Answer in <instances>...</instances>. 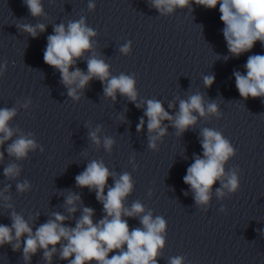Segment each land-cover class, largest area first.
I'll list each match as a JSON object with an SVG mask.
<instances>
[{"label":"water","instance_id":"obj_1","mask_svg":"<svg viewBox=\"0 0 264 264\" xmlns=\"http://www.w3.org/2000/svg\"><path fill=\"white\" fill-rule=\"evenodd\" d=\"M93 2L95 11L89 12V0H42L45 15L32 17L23 0H0V65L7 61V70L0 77V108L17 109L10 122L13 129H19L13 140L32 133L30 138L44 149L37 148L23 160L5 151L0 162V190L11 185L5 195L11 197L7 203L13 207L8 209L0 199V224L11 225V211L28 220L34 231L54 212L69 216L64 207L69 192L80 195L84 207L94 209V221L103 218V205L95 192L78 188L75 182L89 162L102 160L117 178L124 172L131 174L134 189L125 207L140 201L145 212L151 210L153 216L167 221L166 246L158 264H168L169 258L176 256H183L185 264H264V101L242 99L233 76L234 70L246 74L248 56L264 55V46L257 41L250 52L231 56L223 37L219 4L206 9L193 3L191 11L176 9L163 16L150 7L149 0ZM81 16L97 35L92 38V52L85 53L76 67L86 72V59L95 53L110 65L111 75L134 76L136 103L142 107L119 93L115 101L106 98L104 85L97 79L78 93V102L73 101L59 71L44 62L53 26ZM37 23L45 24L46 30L36 38L17 27ZM128 41L132 42L131 52L125 55L119 49ZM225 56L229 58L225 60ZM205 75L215 78L210 88L204 87ZM197 92L206 101L216 100L221 118H201L183 135H177L165 121L168 133L162 142L157 141L158 151L149 149L146 117L143 131H136L144 116V102L160 100L174 114L178 98ZM29 100L31 104L24 108ZM169 103L175 108L168 109ZM97 125L102 126L101 141L104 136L115 140L111 152L102 142L96 146L90 141L88 133ZM205 127L221 131L236 149L226 171L240 169V189L218 198L217 182L209 204L201 207L183 177L194 155L202 156L200 133ZM13 163L20 166V175L7 179L3 169ZM24 180L31 183L32 190L19 193L16 184ZM108 185H113L111 177ZM221 207L227 211L221 212ZM81 210L69 216L67 226H75ZM124 219L130 228L141 227L138 217ZM0 264H25L22 250L14 252L7 244L0 247ZM31 264H46L42 250L32 257ZM52 264L68 262L54 255Z\"/></svg>","mask_w":264,"mask_h":264},{"label":"clouds","instance_id":"obj_2","mask_svg":"<svg viewBox=\"0 0 264 264\" xmlns=\"http://www.w3.org/2000/svg\"><path fill=\"white\" fill-rule=\"evenodd\" d=\"M23 3L32 17L45 15L42 0H23ZM193 3L206 9H215L219 4L220 20L224 24L223 37L231 56L238 58L250 52L257 41L264 46V0H149L150 7L163 16L173 14L176 9L187 8L191 11ZM95 8L93 0H89L88 11L94 12ZM17 27L33 38L46 30L43 23L20 24ZM96 35L97 32L87 25L84 16L79 20L69 21L66 25H54L53 34L47 36L44 62L59 71L67 95L73 101L78 102L81 99L78 93L82 92L91 80L97 79L104 85L103 93L106 98L115 101L119 93L137 108L142 107V104L136 103L138 92L134 76L123 73L118 76L111 75L110 65L95 53L86 59V72L76 67L79 60L85 59V53L92 52V38ZM131 47L132 42L128 41L119 51L127 55L131 52ZM223 58L227 60L229 57ZM244 69L246 74L238 70L233 72L240 97L244 100L261 98L264 101V55L248 56ZM6 70L7 61L0 65V77ZM214 79L213 75H205L204 87L210 88ZM30 104L29 100L22 106L27 108ZM144 104V116L140 118L136 131H143L146 117L148 147L153 151H158L157 141L162 142V138L167 135L168 124L176 130L177 135H183L189 128L195 127L201 118L215 116L220 119L222 116L216 100L206 101L204 95L199 92L190 94L186 99L178 98V111L174 114H170L160 100L148 99ZM174 108V103L168 104V109ZM16 115L15 107L0 108V149H3L0 150V162L5 158V151L16 160L26 159L29 153L37 148H40L41 152L44 151L42 146L30 138L32 133L21 134L13 140L19 129H13L10 122ZM165 121L168 124H165ZM101 130L100 125H97L95 130H90L89 139L96 146H100L102 142L104 149L111 152L115 140L104 136L101 141ZM200 136L202 156L194 155L193 163L187 168L183 180L193 192L197 206L203 207L209 204L217 182L220 184V187L215 189L218 198L239 191L240 169L233 167L226 171V164L237 153L221 131L205 127L201 129ZM7 141L11 143L4 148ZM20 172V166L15 163L3 169V175L7 179H16ZM110 177L113 179L112 186L108 185ZM75 182L78 188L95 192L96 199L103 205V218L94 221V209L84 207L80 195L69 192L64 204L69 216H74L78 209H82L74 227L65 223L69 216L54 212L34 231L28 220L16 211H11V225L0 224V247L7 244L14 252L22 250L25 264H31L32 257L41 250L46 264H52L54 255H58L60 260H66L68 264H158V257L166 246L167 221L162 216H153L151 210L145 212V207L140 201L134 202L130 208L125 207L126 198L134 189L130 173L124 172L117 178V174L110 171L102 160H92L85 170L75 177ZM10 189L11 185H7L0 190V199L6 202L8 209L13 207L11 203H7L11 197L5 195ZM16 190L19 193L30 192L32 185L28 180H24L16 184ZM220 211L227 210L221 207ZM124 217H138L141 227L130 228ZM113 252L115 254L109 257ZM168 264H185V259L183 256L171 257Z\"/></svg>","mask_w":264,"mask_h":264}]
</instances>
